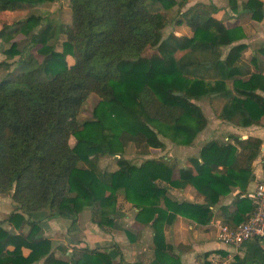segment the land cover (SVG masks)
<instances>
[{
    "label": "trees",
    "instance_id": "16d2710c",
    "mask_svg": "<svg viewBox=\"0 0 264 264\" xmlns=\"http://www.w3.org/2000/svg\"><path fill=\"white\" fill-rule=\"evenodd\" d=\"M49 1L55 0H0V9ZM158 2L169 8L178 1L70 0L71 25L31 14L14 31L0 30V37L11 42L7 57L19 55L21 67L16 76L0 81V194L11 192L16 202L14 211L0 221V264H113L109 247H81L67 259L56 256L41 223L90 207L99 227H115L120 190L139 209L136 219L153 226L155 257L148 264H178L166 226L178 215L209 223L222 196L236 187L244 193L254 180L252 164L263 143L254 136H233L234 143L209 140L180 169L163 156L140 164L124 156L130 142L143 152L163 147L162 137L193 145L208 123L196 101L214 93L227 98L223 119L251 125L264 117V95L257 92L264 91L262 73L235 80L239 96L225 82L238 73L231 67L244 45L233 46L226 58L220 47L242 38V29L226 28L212 16L215 5L198 3L183 13L194 35L171 33L164 38L166 18L150 8ZM230 3L237 10L238 1ZM243 8L256 20L264 18L261 0H248ZM17 33L30 38L41 58L17 47L12 41ZM61 34L66 39L58 50L55 40ZM150 46L158 52L148 57L144 52ZM179 49L189 51L177 59ZM68 55L74 57L73 64ZM93 93L101 99L93 117L82 121L83 105ZM105 155L117 157L116 170L100 166ZM188 185L204 194L206 202H180L168 195L169 187ZM238 208L249 211L245 220L254 211L247 197Z\"/></svg>",
    "mask_w": 264,
    "mask_h": 264
},
{
    "label": "crops",
    "instance_id": "0c3cea01",
    "mask_svg": "<svg viewBox=\"0 0 264 264\" xmlns=\"http://www.w3.org/2000/svg\"><path fill=\"white\" fill-rule=\"evenodd\" d=\"M177 1L175 5L169 8L164 7L160 2L150 4V8L153 11L164 14L166 17L165 28L169 29L170 34L174 33L187 37H192L194 35L183 13L191 6L198 3L215 5L218 10L213 12L212 16L222 22L226 28L232 30L235 28L242 29L241 31L244 34L242 38L236 40L232 44L220 47L223 53L222 58H226L233 46L237 44L244 45L240 58L233 63L231 67L238 70V73H235V75L225 80L226 84L235 95H240L234 89L235 80H247L251 77L252 73H262L264 75V18L262 20H256L252 17L251 12L244 10L243 4L248 0H237V10L231 7L230 0ZM261 1L264 3V0ZM50 2L52 1L43 4ZM0 11L4 13V10L0 9ZM178 13L181 14V19L173 24L172 22ZM188 51L189 49H179L175 56L179 59ZM203 62H208V66H211V61ZM209 79L214 80L215 78L213 76ZM257 92L264 95V91L260 89ZM226 102L227 98L219 96L217 93L198 101V104L208 118V124L205 129L198 134L193 145H178L172 141H165L163 147H149L145 152H137L139 162L134 160L136 164H140L145 159L160 158L163 156L165 159L171 160V163L175 165L174 167L176 169H180L190 165L189 159L192 156H198L201 147L209 140L214 139L220 143H234L233 136H239L241 139L254 136L261 138L263 141L261 155L252 164L255 178L249 183L247 191L239 194L241 190L236 187L227 195L222 196L220 201L212 207L214 216L209 223L201 224L187 216L178 215L172 224L166 226V240L173 246L172 253L179 261L178 264H215L216 260H219L222 264H264V238L247 239L238 248L233 245L225 244L219 239V228L221 224L235 226L244 221L248 216L249 211L242 212L239 210L238 202L243 197L249 198L248 194L254 191L258 182L264 178V117L262 118V123L251 125H239L231 120L223 119L221 114ZM134 148L136 151H139L135 144ZM176 150H178V157L173 155ZM239 150H241L240 146ZM115 158L114 166L110 164L112 160L108 155L101 159L100 165L109 171L116 170L118 165L116 163L117 157ZM109 165L110 168H107ZM168 195L180 202L189 201L199 204L206 202L204 194L199 192L192 185H188L184 189L169 187ZM3 197L4 196L0 194V200L4 199ZM10 199L11 203L16 206L12 197H10ZM15 206L13 207L14 209ZM138 210L139 209L135 207L133 203L126 200L124 194L118 196V223H120V227L128 228L132 231L134 234L132 240L128 239L126 233L124 234L121 229L119 230L116 228L112 231L100 229L99 226L91 220V217L89 219L83 217V214L87 211L80 213L77 222L71 224L69 229H71L72 232L74 229L77 230L78 233L80 232V235L89 240L91 239V230L97 232L98 237H102L106 240L114 238L117 242L116 244L121 248L124 256H126L125 263L136 264L138 262H143L144 264H148L155 257L154 229L151 224H144L136 219ZM9 215L10 214H7V216L0 219L6 220ZM241 217L243 218L242 220H240ZM64 220L66 219L47 217L42 220L41 224L46 231L49 227H52V229H60V223L66 225ZM56 223H58V226H55ZM3 225L8 227L7 223ZM24 252L28 254L29 249L25 248Z\"/></svg>",
    "mask_w": 264,
    "mask_h": 264
},
{
    "label": "rangeland",
    "instance_id": "374dc122",
    "mask_svg": "<svg viewBox=\"0 0 264 264\" xmlns=\"http://www.w3.org/2000/svg\"><path fill=\"white\" fill-rule=\"evenodd\" d=\"M31 14H36V15H41V16H50L51 18H55V19L60 20L63 24H66V25H71V23H72V19H71L72 11H71L70 0H55V1H52V2L46 3V4H40V5H35V6H24V7L18 8V9H14V10H10V9L4 10V13L2 11H0V30L3 29L4 27H8L10 30L14 31L15 28L19 27L20 22L23 21L24 19H26ZM162 15L164 16V14H162ZM180 19H181V14L178 13L176 15V17L174 18L172 23L175 24ZM43 24H45V22H43ZM43 24H42V26H43ZM162 33H163L164 38H166L170 35L169 29L165 28V27L162 29ZM65 39H66V36L64 34H61L60 37L57 40H55L57 43L58 50H62V43ZM12 41L17 42V47L19 49H23L25 53L31 52L35 56H37L38 58H41V56H39V54L36 52V48L31 45L30 38L28 36L24 35L23 33H17V35L15 36V38ZM10 46H11V42H5L0 37V81L4 78L14 77L17 74H19L21 71V69H20L21 67L17 64L18 60H19V55H15L12 58L7 57V54L5 51L8 48H10ZM157 52H158V50H157L156 46H150L144 52V55L150 57L154 53H157ZM67 60L70 64H73L75 62L74 57H72L71 55L67 56ZM207 97H209V96H207ZM204 98H206V97H204ZM204 98H202V99H204ZM100 99L101 98L94 93L89 96L87 101L84 103L81 114H80V119L82 121L86 120V119H90L93 117L94 108L99 103ZM202 99H200V100H202ZM198 101H196V102L198 103ZM206 118H207V116H206ZM207 120H208V118H207ZM162 139H163L164 144H165V141L166 142L171 141L169 138H166V137H162ZM134 144L135 143H133V142L128 143V145L126 146L125 151H124V156L126 158H128L133 163H135L134 160L136 162H139V156L137 155V152L139 153L140 151L143 150V149H139V151H136V149L134 148ZM171 146H173V145H171ZM173 155L178 157V150H176L175 153H173ZM105 156H107V155H105ZM108 156H110V158L112 160L110 164H112V166H114L115 165V159H116L115 156H112V155H108ZM117 165H118V163H117ZM107 168H110V165L107 166ZM104 169H106V168H104ZM120 194H124L122 190L119 191L118 196ZM1 195L4 196L3 197L4 199L0 200V218H3L5 216H7V214H10L12 211H14L13 207L15 205H13V203H11V201H10L11 200L10 197H12L11 192L10 193H4ZM117 206H118V203H117ZM84 211L85 212L87 211V212L83 214V217L88 218V219L91 217V220H92V212H93L92 208H90V207L86 208L82 212H84ZM82 212H80V213H82ZM79 214H77L76 216H71V215H56L55 216L54 215V216L49 217V218L59 217L60 219L61 218L66 219V220H64L66 225L60 223L59 228L61 230L57 229V228L52 229V227L47 228V231L45 229H43L44 234L52 240L54 253L57 256H60L62 258L67 259L69 252H71V251L78 252L79 248H81V247H87L88 246L90 248L105 250L108 248V246H111L109 248H111L110 252L112 253V256L114 259L113 264H125L124 261H126V256H124V253L122 252L121 248L116 244L117 242L114 238H112L110 240H106L102 237H98L97 232L91 230L90 231L91 239L89 240V239H86V237L80 235V232L78 233L77 230L74 229L72 232V230L69 229L71 224H74L75 222H77V218H78ZM0 220H2V219H0ZM55 226H58V223H56ZM63 227H64V229H63ZM66 227H67V230H66ZM28 228H29V226L26 225L25 230H27ZM99 228L102 230H105V231H109V230L112 231L113 229H116V228L119 230L121 229V231L124 234L126 233L128 239H130V234H132V231L129 230L128 228L120 227V223H118V218H117V226L110 227V228H101V227H99ZM128 232H129V234H128ZM118 249L121 250L123 256L120 255V251ZM35 264H43V260H41Z\"/></svg>",
    "mask_w": 264,
    "mask_h": 264
},
{
    "label": "built area",
    "instance_id": "2783aa9c",
    "mask_svg": "<svg viewBox=\"0 0 264 264\" xmlns=\"http://www.w3.org/2000/svg\"><path fill=\"white\" fill-rule=\"evenodd\" d=\"M254 205L250 217L235 226L221 224L219 239L228 245L238 248L250 238H264V178L260 180L254 191L248 194ZM215 264H222L216 260Z\"/></svg>",
    "mask_w": 264,
    "mask_h": 264
}]
</instances>
